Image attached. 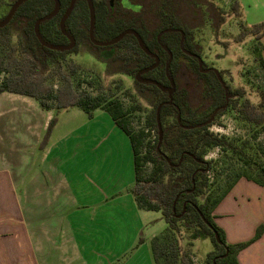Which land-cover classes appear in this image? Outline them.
<instances>
[{"label": "trees", "instance_id": "obj_1", "mask_svg": "<svg viewBox=\"0 0 264 264\" xmlns=\"http://www.w3.org/2000/svg\"><path fill=\"white\" fill-rule=\"evenodd\" d=\"M17 0H10L11 7ZM71 0H60L61 12L52 20L41 24L42 38L53 45H67V38L62 35L59 25L62 15ZM137 3L136 11L122 7L119 1L93 0L96 25L95 39L108 42L127 29L135 30L144 45L159 58L156 69L143 77L169 87L166 73L169 55L173 60L168 70L169 77L175 84L171 105L168 93L154 85L137 83L140 96L152 106L153 112L146 121V128L136 131L130 122L128 110L108 91L92 94L75 87L72 75L75 67L69 65V72H60L58 85L47 83L44 71L50 63L58 62L61 57L76 51L83 42L94 50H109L113 53L106 59L110 74L135 76L141 70L152 66L155 59L147 56L139 47L136 38L128 35L111 47H97L89 39V10L86 0H78L66 22V31L76 40L75 50L66 52L42 48L34 32L35 23L54 9L52 0H29L16 12L11 22L0 29V44L9 45L10 30L19 33V45L16 52L6 56L0 54V94L12 93L36 100L40 108L47 112L59 113L77 108L92 119L96 111L107 113L129 138L135 169V184L132 196L140 210L160 212L167 227L150 242L153 264H194L187 249L181 245L183 229L191 240L209 239L215 250L209 252L206 264H239L238 255L256 240L261 238L264 228L257 230L255 237L247 242L229 245L224 231L216 224L214 211L234 185L241 179L252 181L264 187V151L263 159L253 161L241 148L213 133L211 127L226 109L217 113L210 125L187 129L206 123L218 108L231 106L226 93L213 70L203 64L199 67L198 58H202V46L195 41L193 34L194 20L203 15L207 2L203 0H132ZM237 11V4L234 5ZM207 12V11H206ZM219 9L216 12L219 15ZM6 17L0 18L2 21ZM242 28L238 41L251 34L254 38L256 60L264 72L261 40L264 38V23L251 29ZM167 29L180 30L185 35L181 45L180 33L164 34L160 42L158 35ZM185 51L196 57H191ZM202 70H209L203 73ZM222 75V74H221ZM260 102L253 105L246 99L239 108L244 121L260 127L264 132V90H260ZM232 95L244 96L245 91L234 90ZM161 106L160 124L163 132L159 140L157 110ZM138 109H141L138 106ZM172 118V121H169ZM55 124L53 118L48 126L51 131ZM152 133H155L151 139ZM256 136V135H255ZM47 138L40 147L46 145ZM223 148L239 157L248 171L238 175L222 195L214 199L207 193L209 163L205 157L211 148ZM150 166V168H148ZM207 222V223H206ZM218 233L222 244L215 238ZM140 243L143 239H140ZM193 244L192 241H190ZM192 246V245H190ZM189 249V248H188ZM191 249V248H190ZM189 249V250H190Z\"/></svg>", "mask_w": 264, "mask_h": 264}, {"label": "crops", "instance_id": "obj_2", "mask_svg": "<svg viewBox=\"0 0 264 264\" xmlns=\"http://www.w3.org/2000/svg\"><path fill=\"white\" fill-rule=\"evenodd\" d=\"M53 113L33 98L0 94V264H114L133 247L125 264H153L148 245L158 234L150 226L158 220L132 196L128 136L96 111L42 148ZM214 216L229 245L252 240L264 228V187L241 179ZM238 262L264 264V233Z\"/></svg>", "mask_w": 264, "mask_h": 264}, {"label": "rangeland", "instance_id": "obj_3", "mask_svg": "<svg viewBox=\"0 0 264 264\" xmlns=\"http://www.w3.org/2000/svg\"><path fill=\"white\" fill-rule=\"evenodd\" d=\"M203 1L207 2L206 5H200L204 7V16L194 20L193 34L195 41L203 48L201 58L203 64L222 74L228 88L229 101H231V106L217 118L211 129L213 133H217L232 145L241 148L243 153L253 161H260L263 159L261 151H264V132L260 127L244 121L238 110L246 99L253 105L260 102L259 92L264 90V72L256 60L253 36L249 34L240 41L238 39L242 31L239 24L242 23L245 28L251 29L255 25L264 23V0ZM235 4H237V11L233 8ZM10 9V0H0V18L7 15ZM218 9L219 15L216 13ZM9 39L8 46L0 44V54L3 56L16 52L18 49L19 33L14 28L10 30ZM112 53L109 50H94L87 42H83L76 51L61 57L55 65L50 63L44 71V76L48 84L58 85L59 73L69 72L68 66H74L75 73L72 79L75 87L92 94L110 89L114 97L123 104L124 109L131 112L130 122L136 131H140L146 128V121L154 108L140 96L134 76L110 74L106 59ZM241 89L245 91L244 96L232 95V91ZM138 106L141 109H138ZM53 118H55V124L51 131H48V124L42 140L43 142L47 138L46 144L52 135L56 137V135L74 132L83 124V121L88 119V116L80 109L71 108L53 113L49 123ZM169 121H172V118H169ZM154 136L155 133H152L151 139ZM205 160L209 163L207 193L214 199L222 195L235 182L239 174L248 171L238 156L223 148L209 149ZM76 212L77 210L70 211L71 220L74 223H76ZM151 214L158 221H154L150 229L155 230L159 235L167 225L160 212ZM148 235L149 233L145 231L144 236ZM189 235L183 229L180 235L183 249L189 251L194 264H206L208 253L215 250L214 245L209 239L191 240ZM247 242L249 241L244 243ZM137 248L127 249L114 264H125L134 256ZM148 248L151 254L150 242Z\"/></svg>", "mask_w": 264, "mask_h": 264}, {"label": "water", "instance_id": "obj_4", "mask_svg": "<svg viewBox=\"0 0 264 264\" xmlns=\"http://www.w3.org/2000/svg\"><path fill=\"white\" fill-rule=\"evenodd\" d=\"M27 1L29 0H17L11 7L10 11L8 12V14L6 15V17L0 21V29L1 28H4L6 27L10 22L11 20L13 19V17L15 16L16 12L18 11V9L24 4L26 3ZM54 2V9L51 13H49L48 15H46L45 17L39 19L36 23H35V27H34V32H35V36L37 38V40L39 41L40 45L42 48H46V49H49V50H52V51H57V52H66V51H72L75 46H76V41L75 39L66 31V22L68 20V18L70 17V15L72 14V11L75 7V4L77 2V0H71L70 2V5L67 9V11L65 12V14L63 15V17L61 18L60 20V25H59V28H60V31L62 33V35H64L68 40H69V44L66 45V46H61V45H53V44H50L48 42H46L41 34H40V25L44 22H47V21H50L52 20L53 18H55L59 12H60V9H61V3H60V0H52ZM87 2V5H88V10H89V18H90V25H89V39L91 41V43L97 47H111V46H114L116 44H118L122 39H124L126 36L128 35H133L137 42H138V45L140 47V49L149 57L151 58H154L155 59V63L146 68V69H143L141 70L139 73H137V75L135 76V81L137 83H140V84H148V85H154L156 86L158 89H160L162 92L164 93H168V96H169V101L167 103H164L165 105H171L172 104V98H173V94L175 92V84L173 82V80L169 77V74H168V70L170 68V65L172 63V60H173V55L171 53V51L163 46V49L164 51H166L169 55V59H168V62H167V65H166V73H167V77H168V80L170 82V85L169 87H165V86H162L161 84H159L158 82L154 81V80H151V79H147V78H144L143 75L147 74L148 72H151L153 71L154 69H156L159 65V58L153 54L143 43L140 35L133 29H127L125 31H123L120 35H118L115 39L111 40V41H108V42H100V41H97L95 39V25H96V16H95V7H94V3H93V0H86ZM168 33H180L181 34V45H183V42H184V38H185V35L183 34V32H181L180 30H175V29H167V30H164L162 31L159 35H158V41L160 42V39L161 37L164 35V34H168ZM185 53L191 57H196L195 55L193 54H190L189 52L185 51ZM198 62H199V67L200 69H202L203 67V61L201 58H198ZM209 70H202L203 73H207ZM214 73H216V75L218 76L219 78V81L222 83V86L225 90V93H226V98H227V102L229 101V94H228V88L227 86L225 85L224 82L221 81V78L219 77L218 75V71L217 70H214ZM227 106H224L222 108H218L213 116L211 117V119L209 121H207L206 123H203V124H200V125H197L195 127H187V129H193V128H201L203 126H207V125H210L212 123V121L214 120L215 116L217 115L218 112H220L221 110H224L226 109ZM160 112H161V106L158 108L157 110V122H158V127H159V140L161 142L162 140V136H163V132H162V128H161V124H160ZM207 223V222H206ZM215 238H216V241L218 244H222V241L220 239V236L218 233H215Z\"/></svg>", "mask_w": 264, "mask_h": 264}, {"label": "flooded vegetation", "instance_id": "obj_5", "mask_svg": "<svg viewBox=\"0 0 264 264\" xmlns=\"http://www.w3.org/2000/svg\"><path fill=\"white\" fill-rule=\"evenodd\" d=\"M78 1V0H77ZM115 2L116 1H119L120 2V4L122 5V7L123 8H125L126 10H129V11H136V9L138 8V5H137V3H135L134 1H132V0H125V1H123V0H114ZM71 2V1H70ZM77 3V2H76ZM94 3V2H93ZM69 5H70V3H69ZM76 5V4H75ZM69 7V6H68ZM75 8V7H74ZM68 9V8H67ZM67 9H66V11H67ZM74 10V9H73ZM10 11V10H9ZM65 11V12H66ZM60 12H61V9H60ZM60 12H59V14H60ZM65 12H64V14H65ZM73 12V11H72ZM58 14V15H59ZM63 14V15H64ZM57 15V16H58ZM63 15H62V17H63ZM56 16V17H57ZM71 16V15H70ZM45 17V16H44ZM43 18V17H42ZM70 18V17H69ZM68 18V19H69ZM68 21V20H67ZM48 22V21H47ZM45 23V22H44ZM43 24V23H42ZM41 26V25H40ZM68 40V39H67ZM76 41V40H75ZM68 44H69V40H68ZM67 44V45H68ZM76 45H77V43H76ZM64 46H66V45H64ZM76 47V46H75ZM209 70H213L212 68H209ZM216 74V73H215ZM218 75H219V77L221 78V81L222 82H224L223 81V78H222V75H221V73H218ZM144 76V75H143ZM217 76V75H216ZM217 78H218V76H217ZM218 80H219V78H218ZM220 82V81H219ZM221 83V82H220ZM222 84V83H221Z\"/></svg>", "mask_w": 264, "mask_h": 264}]
</instances>
